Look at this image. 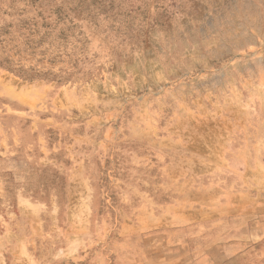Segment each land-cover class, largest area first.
Returning <instances> with one entry per match:
<instances>
[{"label":"rangeland","instance_id":"rangeland-1","mask_svg":"<svg viewBox=\"0 0 264 264\" xmlns=\"http://www.w3.org/2000/svg\"><path fill=\"white\" fill-rule=\"evenodd\" d=\"M0 264H264V0H0Z\"/></svg>","mask_w":264,"mask_h":264},{"label":"crops","instance_id":"crops-1","mask_svg":"<svg viewBox=\"0 0 264 264\" xmlns=\"http://www.w3.org/2000/svg\"><path fill=\"white\" fill-rule=\"evenodd\" d=\"M231 214H233V213H231ZM227 247V246H226Z\"/></svg>","mask_w":264,"mask_h":264}]
</instances>
